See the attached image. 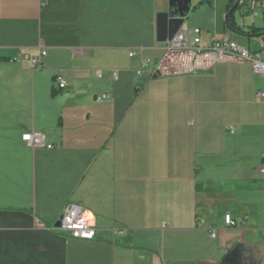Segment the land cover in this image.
<instances>
[{"label":"crops","instance_id":"crops-1","mask_svg":"<svg viewBox=\"0 0 264 264\" xmlns=\"http://www.w3.org/2000/svg\"><path fill=\"white\" fill-rule=\"evenodd\" d=\"M192 4L183 27L205 43L260 49L231 0ZM168 5L0 0V264H264V77L240 62L139 75L165 52L157 14ZM29 131L53 148L28 146ZM69 202L95 239L55 230ZM226 214L246 220L231 227Z\"/></svg>","mask_w":264,"mask_h":264},{"label":"built area","instance_id":"built-area-1","mask_svg":"<svg viewBox=\"0 0 264 264\" xmlns=\"http://www.w3.org/2000/svg\"><path fill=\"white\" fill-rule=\"evenodd\" d=\"M238 8L255 18L257 9L264 11V0H239ZM202 36L200 28H181L166 42L163 56L154 63L150 60L144 61L137 73H146L149 77L155 73L161 76L192 75L211 72L219 63L240 62L250 65L254 75L264 77V35L259 38V50H251L225 35L213 37L208 43L204 42ZM46 53V50H42L32 59L35 67L42 66L41 58ZM133 55L134 52H131L130 56ZM16 60L22 61V56ZM113 76L116 78L117 73L114 72ZM58 82L61 88L66 86V82L60 77ZM256 97L264 101V88L256 93ZM110 98V94H100L96 96V101L102 102ZM22 141L33 148H53L41 132H26L22 135ZM258 171L264 184V164ZM245 220L246 218L235 219L231 214L225 215V223L231 227L240 226ZM58 222L59 225H56ZM57 223L55 230L73 239L93 240L97 236L96 224L87 216L85 207L77 202H69L63 207ZM215 235L214 233L213 237Z\"/></svg>","mask_w":264,"mask_h":264},{"label":"water","instance_id":"water-1","mask_svg":"<svg viewBox=\"0 0 264 264\" xmlns=\"http://www.w3.org/2000/svg\"><path fill=\"white\" fill-rule=\"evenodd\" d=\"M239 0L236 1L230 14L237 8ZM193 9L192 0H169L166 11L157 14V39L166 43L182 27ZM59 225V222L56 224Z\"/></svg>","mask_w":264,"mask_h":264},{"label":"rangeland","instance_id":"rangeland-1","mask_svg":"<svg viewBox=\"0 0 264 264\" xmlns=\"http://www.w3.org/2000/svg\"><path fill=\"white\" fill-rule=\"evenodd\" d=\"M235 17L238 21H241V19H245L248 22H256V25L258 28L261 29V33H264V13L262 9H257V16H255V18L252 17V14L247 13V12H242V8H238L235 10ZM252 39H256V38H252ZM239 40H243V39H239Z\"/></svg>","mask_w":264,"mask_h":264},{"label":"trees","instance_id":"trees-1","mask_svg":"<svg viewBox=\"0 0 264 264\" xmlns=\"http://www.w3.org/2000/svg\"><path fill=\"white\" fill-rule=\"evenodd\" d=\"M235 2H236L235 0H231V8L234 6ZM263 13H264V11H263ZM231 19H232V15L228 14L227 15V22H230ZM255 30L258 32L259 31L262 32L260 28H256ZM260 34H264V33H260Z\"/></svg>","mask_w":264,"mask_h":264},{"label":"bare ground","instance_id":"bare-ground-1","mask_svg":"<svg viewBox=\"0 0 264 264\" xmlns=\"http://www.w3.org/2000/svg\"><path fill=\"white\" fill-rule=\"evenodd\" d=\"M238 7V6H237ZM264 35V34H263Z\"/></svg>","mask_w":264,"mask_h":264}]
</instances>
